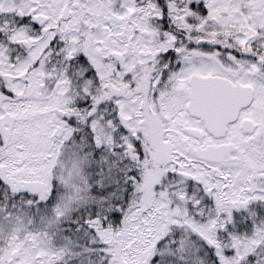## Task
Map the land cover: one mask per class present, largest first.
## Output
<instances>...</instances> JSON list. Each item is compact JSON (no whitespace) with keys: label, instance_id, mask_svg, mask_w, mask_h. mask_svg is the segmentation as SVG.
<instances>
[{"label":"snow or ice","instance_id":"1","mask_svg":"<svg viewBox=\"0 0 264 264\" xmlns=\"http://www.w3.org/2000/svg\"><path fill=\"white\" fill-rule=\"evenodd\" d=\"M0 264H264V0H0Z\"/></svg>","mask_w":264,"mask_h":264}]
</instances>
